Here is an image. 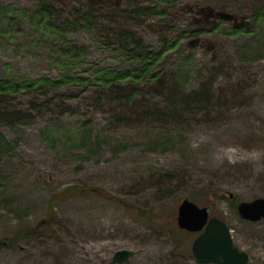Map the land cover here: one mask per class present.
I'll list each match as a JSON object with an SVG mask.
<instances>
[{
  "label": "rangeland",
  "instance_id": "rangeland-1",
  "mask_svg": "<svg viewBox=\"0 0 264 264\" xmlns=\"http://www.w3.org/2000/svg\"><path fill=\"white\" fill-rule=\"evenodd\" d=\"M173 1L175 11L182 3L191 13L172 14L159 4L158 14L149 9L130 31L154 51L168 47L151 73L172 78L184 94L198 92L186 108L171 106L152 82L130 81L116 93L139 92L118 110V102L100 106L90 89L58 98L26 124L0 123V240L50 219L42 233L0 246V264H112L120 249L133 253L120 264H199L191 253L198 234L176 225L183 199L223 220L248 264H264V219L249 222L237 210L240 202L264 198V0ZM88 3L0 0V76L57 79L139 64L104 35L111 16L93 28L80 23L65 34L46 32L44 5L62 23ZM209 9L245 16L247 24L198 21ZM69 46L82 56L59 50ZM70 91L79 89L63 90ZM43 97L20 94L12 102L26 107ZM63 101L72 107L61 109ZM156 108L167 116L153 115Z\"/></svg>",
  "mask_w": 264,
  "mask_h": 264
},
{
  "label": "trees",
  "instance_id": "trees-1",
  "mask_svg": "<svg viewBox=\"0 0 264 264\" xmlns=\"http://www.w3.org/2000/svg\"><path fill=\"white\" fill-rule=\"evenodd\" d=\"M43 19H47L46 22V32L52 33L53 31H61V33H66V29L71 26H79L80 23H83L86 26L94 27L97 26V19L99 18L106 19L107 17L98 12V10L93 9L88 6L86 11H78L77 16L74 21H68V19L63 20L62 23L52 20L54 16V8L51 5H44L41 8ZM115 19H111L110 27L104 26L103 31L104 35L108 37H115V45L118 47V50L125 53L128 58H138L140 60L134 68L127 71H118L112 68H100L96 67L92 69V73H77L72 75L63 74L57 79H52L49 77H40V78H28L22 76L16 77H1L0 76V123L9 124V125H22L35 120L38 114H41L42 110L46 107H50L53 101L57 104L58 98H63V100L75 99L80 97L82 94L89 92L90 89L97 90V101L100 106L104 104L105 101H111L114 103L118 102V107L116 110L123 107V101L126 103H131L132 99L138 94L136 87L126 91L125 93L121 92L123 96L121 97L116 91H121L123 84L126 82H147L154 83L156 87L167 94L168 99L172 102L171 106L175 105L180 108H186V105L193 103L199 93L194 92L192 95L184 94L183 86L178 85L173 81L172 78L159 77L158 73H151L153 65L155 62H158L161 58V55L164 51L168 50V47H165L159 51H154L147 45H144L142 42H138V39L133 37V33L126 30L121 22L124 20L118 15L113 16ZM110 20V19H107ZM69 22V23H68ZM83 25V26H84ZM130 47L131 50L127 51L126 48ZM59 50H62L63 53L73 54L78 59L82 56V50L77 46L64 47ZM135 52V53H133ZM71 63L66 62L64 66L69 67ZM72 86L79 89L76 91H70L69 93H64L63 90L69 89ZM52 92V99L49 101L46 99L48 93ZM20 94H33L34 96H44L41 98H32L28 101V105L23 107L19 103H13L16 96ZM125 94V95H124ZM61 109H70L72 103H66L63 101L59 104ZM177 112V111H176ZM175 112V113H176ZM179 112V111H178ZM184 112V111H182ZM180 112V113H182ZM61 113V112H60ZM63 113V112H62ZM167 113L162 109L156 108L153 112V115L162 117L167 116ZM121 114L116 115V118H121ZM4 138V137H3ZM1 137V139H3ZM4 145H6L5 138L3 139ZM50 224V219L45 218L40 225L36 227H24L19 229L13 235V239L3 240L5 246H12L14 243H18L21 240H28L32 236L42 233V229L47 227ZM182 231V230H181ZM1 241V240H0Z\"/></svg>",
  "mask_w": 264,
  "mask_h": 264
},
{
  "label": "water",
  "instance_id": "water-1",
  "mask_svg": "<svg viewBox=\"0 0 264 264\" xmlns=\"http://www.w3.org/2000/svg\"><path fill=\"white\" fill-rule=\"evenodd\" d=\"M218 17L225 21L233 19V15L220 12ZM192 44V43H191ZM239 216L250 222L264 219V198L238 203ZM177 227L185 232L200 233L192 242L191 252L199 264H248V254L234 246L230 228L217 218L210 217L207 206H199L195 202L183 199L177 207ZM6 243L0 241V246ZM132 251L120 249L113 253L111 262L120 264L132 256Z\"/></svg>",
  "mask_w": 264,
  "mask_h": 264
},
{
  "label": "flooded vegetation",
  "instance_id": "flooded-vegetation-1",
  "mask_svg": "<svg viewBox=\"0 0 264 264\" xmlns=\"http://www.w3.org/2000/svg\"><path fill=\"white\" fill-rule=\"evenodd\" d=\"M146 1L147 0H145V1L144 0H89L88 5H89V7L98 10L99 13L103 11L104 16H106L107 18L111 16L112 19H115L113 16H116V15H118L119 17H122L124 20L121 22V24L123 25V27L126 30H128V32L130 31V25L131 26L132 25L138 26L139 24L142 23V15L145 13L151 12V11H149V9L155 11L156 13L157 12L159 13L160 9L157 10V8L159 7V4L160 5L165 4L162 6L167 7L168 12H170V10L173 9L172 14L191 13V11H192V8H189L186 6L184 7L182 5V3H181V5H179L177 7L179 10L175 11L176 3H178L177 1L170 2V0H155L154 7H151V8L145 7L144 3ZM160 12L162 13V12H164V10H162ZM220 12L230 13L228 11H223V10H215L214 11V10L209 9L208 14L203 13V16L201 17V19H197V20L198 21L200 20L202 22L204 21L206 23H208V22L214 23L217 21H221L222 19H220L218 17V14ZM196 13H198L197 15L201 16L202 10H201V12H200V10H198V11H196ZM230 14H232L234 16L233 19L230 20V22H232L234 27L238 28V27H241V26H244L247 24V22L245 21L246 20L245 16H239V15H236L234 13H230ZM130 32L132 33V31H130ZM198 42H199V40H198ZM191 43L194 44L195 41L190 42V44ZM210 217H213V216H211L210 212H209V218ZM187 233H197L198 235L200 234L198 232H187ZM232 240H233V238H232Z\"/></svg>",
  "mask_w": 264,
  "mask_h": 264
}]
</instances>
